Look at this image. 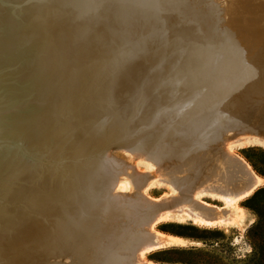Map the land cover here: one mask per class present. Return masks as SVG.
<instances>
[{
	"label": "rangeland",
	"instance_id": "374dc122",
	"mask_svg": "<svg viewBox=\"0 0 264 264\" xmlns=\"http://www.w3.org/2000/svg\"><path fill=\"white\" fill-rule=\"evenodd\" d=\"M152 1H91L80 39L101 43L95 56L110 73V134L122 146L102 154L100 141H80L84 161L65 191L39 161L12 172L0 164V264H123L141 225L175 209L185 185L220 208L228 202L203 191L231 195L251 185L227 149L262 179L235 201L240 217L203 225L173 212L155 229L180 241L144 256L152 264H264V0ZM75 27L62 29L60 49ZM70 58L60 52L61 66Z\"/></svg>",
	"mask_w": 264,
	"mask_h": 264
},
{
	"label": "bare ground",
	"instance_id": "6f19581e",
	"mask_svg": "<svg viewBox=\"0 0 264 264\" xmlns=\"http://www.w3.org/2000/svg\"><path fill=\"white\" fill-rule=\"evenodd\" d=\"M91 1L0 0V164L12 172L11 170H17L25 159L33 161L35 167L39 166V161L44 171L54 169L56 176L59 174L55 185L62 188V191L66 189L63 184L68 175L72 171L76 172L84 161L83 145L80 141H100L96 146L102 154H110L112 147L122 146L119 138L110 134L113 103L112 91L106 83L110 73L107 65H102L105 68L100 67L101 60L95 56L100 51L101 43L95 37L88 41L80 39L79 28L83 25L81 21L85 19V13L94 8ZM152 10L154 12L150 13L151 18L155 16L156 8ZM120 15L118 17L121 18ZM148 18L144 16L145 20ZM31 23H34V27H31ZM70 23H75L76 27L70 29L66 42L60 49L58 35ZM109 29L115 27L110 26ZM119 35L124 36V33ZM60 52H70L76 58L64 60L61 66ZM103 56L107 55L102 54ZM68 140L75 142L68 146L72 151L65 152ZM54 146H60L61 149H55ZM55 152L59 157L62 155L61 159H54ZM226 152L245 179L251 178V185L241 193L231 195L217 189L203 191L224 198L228 202L226 208L201 199V190H193V184L185 185L184 190L188 194H185L183 199L172 202L178 203L175 209L159 211L153 220L141 225L136 235L139 243L132 250L123 252V255L131 256L129 259L124 258L123 264H152L146 260V252L180 241V238L155 229L158 222L165 220L173 212L203 225H215L240 217L242 211L234 204L235 201L251 194L261 184L262 179L243 158L231 149ZM201 177L195 176L193 179H203ZM133 179L134 176L131 177L132 181ZM158 183L166 184L175 192L171 182ZM52 188L49 191L54 190ZM145 194L148 196L147 192ZM158 201L153 200L151 203Z\"/></svg>",
	"mask_w": 264,
	"mask_h": 264
}]
</instances>
